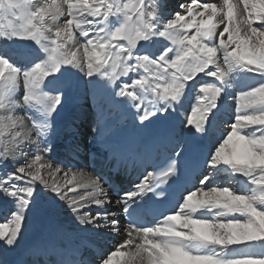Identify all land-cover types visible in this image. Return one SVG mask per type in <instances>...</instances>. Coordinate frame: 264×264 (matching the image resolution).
Segmentation results:
<instances>
[{
  "label": "snow or ice",
  "instance_id": "6c2138e0",
  "mask_svg": "<svg viewBox=\"0 0 264 264\" xmlns=\"http://www.w3.org/2000/svg\"><path fill=\"white\" fill-rule=\"evenodd\" d=\"M176 7L0 0V243L14 247L48 200L53 212L66 205L77 227L123 233L95 264H264V0ZM73 76L104 88L139 126L174 115L202 143L195 179L167 196L185 166L179 144L115 201L103 177L45 162ZM62 171L65 183L55 179Z\"/></svg>",
  "mask_w": 264,
  "mask_h": 264
},
{
  "label": "bare ground",
  "instance_id": "6f19581e",
  "mask_svg": "<svg viewBox=\"0 0 264 264\" xmlns=\"http://www.w3.org/2000/svg\"><path fill=\"white\" fill-rule=\"evenodd\" d=\"M232 2L235 4L237 2V0H232ZM211 3L217 5L218 9H219V7L223 3V0H213ZM241 7H242V5H241ZM168 8L171 9L174 7L168 6ZM221 15L222 14L218 12L217 21L221 18ZM221 26H223V25L220 24L219 28ZM104 91H106V90H104ZM100 92H103V91H100ZM103 95L107 96V94H105V93H103ZM194 97H195V95L193 96V98ZM98 98L104 99V97H98ZM93 99H97V97L93 98ZM93 99H90L89 102H91ZM193 101H194V99H193ZM70 102H71V100H67L66 103L70 104ZM194 104H195V102H194ZM189 107H190V105H189ZM112 108H113V106H112ZM110 109H111L110 106L105 107L103 109V112L104 111L106 112V110H107V114H108V112H110L109 111ZM188 110L191 111V108H188ZM128 113L129 112L126 111L125 117L122 114H116V115H118V118H115V116H114V118H111L112 116H110L109 118L111 119V123H110V121L103 123V125L101 126V129H103V130H101V131L103 132L104 130L109 129V131H111V132L109 134L106 133V134L102 135V132L99 131L100 134H98L96 136L97 145L101 146V148L103 146H105L107 136H110L109 140L111 142V145L116 144V140H115L116 134L119 131L120 127H122V125L121 126H119V125L123 122L121 120V118H119V117H123L124 120H128L129 119ZM70 117L71 116H66L65 118H63L64 119L63 123H65V121L68 120ZM178 125H180V124L178 123V121L176 120L174 115H164V117L159 122V124L154 127L155 129L153 128V131L155 134L159 133V136L155 137V139L156 140L159 139L160 135L165 133L166 131H170L172 134L177 133L178 135L185 134L186 137H188L189 135L183 131V127L181 125H180L181 127H179ZM53 128H56L57 130L61 129L57 126L55 127V125L52 127V129ZM112 130H114V131L112 132ZM134 130H136V129H134ZM155 130H157V131H155ZM153 131L150 130V133L152 134ZM148 136L149 135H146V132L144 134L142 133V136L140 137V141L145 140ZM51 140H52V138L50 137L49 141H51ZM90 152H91V154H89V157H92L98 153V151H93V150H91ZM99 154H101V152ZM86 175L92 176L91 174H89V172L86 173ZM58 177H60V176H58ZM59 181L61 183H65L64 179H62V180L58 179L57 182H59ZM130 187H131V185H130ZM81 194H83V192ZM112 199H113V201H115V198H112ZM52 207H53L52 204H50L48 200H40L38 207L33 212H31L29 214L27 224H26L25 228L23 229L22 234L20 235V237L18 239V243L14 247H11V248L5 246L3 243H0V262H1L0 264H17L18 261L16 259H20L21 255L23 257L25 256L22 252L27 254V252L34 251V250L44 251V249H46L44 242L46 241V238L49 239V231L44 230V228H46V227H48L50 229H54V228H52V226H54L58 230H64V229H66V227L67 228L74 227L75 229L83 227L84 231H82L81 233H77L78 235H82V233H83L85 236L91 235L92 239L95 241H96V239L98 240L99 238H105L108 240V242H113L112 247H110V243L103 246L104 251H106V252L111 250L117 242H120V241H122V239H124L123 233H121V235H119V236L118 235H110L108 229H105L103 232H97V231H93L91 229V226H89V227H84V226L77 227V226H75L76 223H73L72 225H69L68 223H63L64 219L72 218L70 216V214L66 211L67 206L65 205L64 208H59L57 206L56 211H54V212L51 211ZM113 210H115V209H113ZM115 211H118V210H115ZM120 219H121V217H120ZM71 220H73V219H71ZM44 224H47V225L43 226ZM62 225H64L65 228H63ZM121 226H122V224H121ZM122 228H124V227L122 226ZM122 250H125V249H122ZM43 254H46V251L43 252Z\"/></svg>",
  "mask_w": 264,
  "mask_h": 264
},
{
  "label": "rangeland",
  "instance_id": "374dc122",
  "mask_svg": "<svg viewBox=\"0 0 264 264\" xmlns=\"http://www.w3.org/2000/svg\"><path fill=\"white\" fill-rule=\"evenodd\" d=\"M212 1L213 0H199L198 2L202 4V3H211ZM48 2H51V0H48ZM167 5L169 7L170 6L174 7V8H171V9L168 8L169 10H172V11L177 10V8L175 6H172L170 4H167ZM253 23H254V26H255V24L258 23V22L257 21H253ZM222 28H223V26L220 27V30H222ZM225 39H226V36H225ZM99 88L102 91L105 90L102 87H99ZM93 89H95V87H93L92 85L86 83V78L81 79L79 76H73L72 77V84L68 88V91H67V93L65 95V98L68 97L67 100L68 99H72V102L70 104L66 103L67 100L64 102L63 107L61 108L59 113L55 115V117L53 119V122H54V123L52 122L53 126L55 125V126H57L59 128L65 126L64 123H63L64 119L63 118L60 119V115L65 116V115H73V114L76 113L78 115L76 118H78V119L76 120L77 123L74 126H77L78 128H81L82 131H85L88 128V134H86V136H88V139L90 140V139H92L93 135H89V133H92L93 131H96V130L99 129V126L96 124L95 119H97L98 117L102 116L101 112L103 111L105 106H107V107L110 106L111 107V109L109 110L110 112H108L109 115L112 116L111 118H114V116H116V114H122L125 117V113H126L125 111H127V110L125 108H123L122 106H120L119 104L114 103V101L112 100V98L109 96L108 93H106L107 96L106 95L104 96L102 92H99V93L97 92L96 95H95L96 97H105V98L103 100H100L101 103L100 102L98 103L97 102L98 99H96L95 102H97V104L96 103H90L89 104L88 100L91 99L89 94L93 92ZM21 91H22V85H21ZM194 95H195V92H193V96ZM194 102H195V99H194V101L192 103L193 105H194ZM192 104H189L190 107H189V105L187 107L191 108L193 106ZM101 105H103V108H100ZM112 106H113V108H112ZM234 110H235L234 102H229L228 104H225L223 112H227L229 114V117H230L231 114L234 113ZM106 114H107V110H106ZM128 114H129V119L128 120H124L122 122V127H120V129H119V133L120 132H128L127 133V137L131 140V143H130L129 146H131L132 149L135 147V145L138 142L139 138L142 136V133L145 130H153V128L156 125H158L159 122L164 117V115L158 114L154 118H152V120H151V122L149 124L146 122L144 124V126H139L138 122L133 121L130 113H128ZM84 118H85V121H81L80 120V119H84ZM224 119H225L224 115L221 114L219 116V118H218L219 127L223 128ZM110 123H111V120H110ZM178 126L181 127L180 125H178ZM134 129H136V130H134ZM55 130L56 129H52L53 132ZM52 134H53V136H56V132L52 133ZM76 135L77 136L75 138V142H78V140L80 138L83 140V132L82 133L78 132ZM90 142L91 141H88L87 143H83V144L76 143V145L74 146V148H76L77 145L83 146V151L78 149V151H76V153H75V156L78 158L79 163L81 165L86 163L85 162V160H86V156L85 155L87 154V152L91 148H94L93 146H90ZM61 143L62 142H59L57 140L55 142H52L51 143L52 150L57 148V147H59L61 145ZM41 147H43V146H41ZM32 151L34 152L35 149H33ZM49 157H50V159H49ZM31 158H32V152H29L28 159L30 160ZM52 158H53V155H51V153H50V155H45L43 157L44 161L48 162V163H51L53 168H55L57 165H59L62 168H64V171H67V169L69 167H71L73 169V171H82V173L84 175H86V173H88L87 170H85L82 166H81V168H77V167H74L75 165H72V164H74L76 162V160L74 158H70V160H71L70 162H69V160H64V161L54 160L53 161ZM20 163H24V161L21 160ZM70 165H72V166H70ZM9 167H11V164L9 165ZM58 176H60V177H58ZM69 178H71L70 174H69ZM49 179L51 180L53 178L49 177ZM55 179L56 180H58V179H60V180L64 179L65 180L64 172L62 171L61 173L57 174ZM59 183H61V182L59 181ZM73 187H75V185H73ZM81 193H82V191L78 192V194H81ZM70 195H72V194H70ZM0 199H3V198L1 197ZM71 219H73V220H71ZM4 222H7V221H4ZM63 223H68L69 225H72L74 223V217L68 218V219H64ZM75 226H77V225L75 224ZM69 228L70 229L68 231L71 230L73 232H79V233L84 231L83 227H80L78 229H75L74 227H69Z\"/></svg>",
  "mask_w": 264,
  "mask_h": 264
}]
</instances>
